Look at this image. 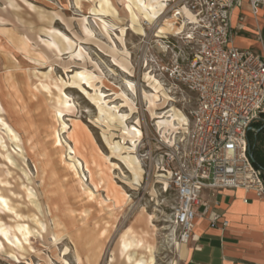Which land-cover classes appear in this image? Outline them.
Here are the masks:
<instances>
[{"label": "rangeland", "instance_id": "1", "mask_svg": "<svg viewBox=\"0 0 264 264\" xmlns=\"http://www.w3.org/2000/svg\"><path fill=\"white\" fill-rule=\"evenodd\" d=\"M175 2L161 19L176 22ZM134 6L0 0V264H180L151 138L168 142L153 116L169 104L188 119L175 141L189 127L193 96L157 54L166 38L167 58L183 49L185 28L158 38Z\"/></svg>", "mask_w": 264, "mask_h": 264}, {"label": "built area", "instance_id": "2", "mask_svg": "<svg viewBox=\"0 0 264 264\" xmlns=\"http://www.w3.org/2000/svg\"><path fill=\"white\" fill-rule=\"evenodd\" d=\"M237 2L176 0V19L185 20L183 49L167 58L179 47L166 38L165 48L157 51L164 76L193 96L184 137L172 145L159 134L151 138L154 157L162 161L156 171L168 173L174 195L170 215L181 244L192 238L203 190L243 188L264 198V180L247 154L246 137L264 113V54L231 45L229 16ZM249 3L256 11L264 0ZM184 6L190 17L181 10ZM209 211L204 203L199 214ZM219 218L211 211L213 224Z\"/></svg>", "mask_w": 264, "mask_h": 264}, {"label": "crops", "instance_id": "3", "mask_svg": "<svg viewBox=\"0 0 264 264\" xmlns=\"http://www.w3.org/2000/svg\"><path fill=\"white\" fill-rule=\"evenodd\" d=\"M229 22L231 45L264 54V5L253 11L249 0H238ZM200 200L180 264H264V198L243 188H221L203 190ZM204 203L210 211L199 214ZM211 211L220 214L214 224Z\"/></svg>", "mask_w": 264, "mask_h": 264}, {"label": "bare ground", "instance_id": "4", "mask_svg": "<svg viewBox=\"0 0 264 264\" xmlns=\"http://www.w3.org/2000/svg\"><path fill=\"white\" fill-rule=\"evenodd\" d=\"M167 1H169V0H154V4H151L149 6H147V5L145 6L142 4L141 0H134V4L137 7L139 13L148 21L149 24H153V29H154L155 35L158 38L164 37V35L167 33H169L168 35H178L175 33H179V32H180L179 34H181L185 28V20H181L179 22H177V20H175L176 22H174L171 20L173 18L172 16L169 17L170 20L160 18V14L163 11V7L165 5H167ZM135 6H134V8H136ZM184 8H185L186 12L189 14V12L187 11L185 6H184ZM181 10L184 11L183 8ZM186 16L190 17V14L186 15ZM142 27L140 26L138 29L140 31H142L143 30ZM171 32H173V33H171ZM159 47L163 48V49L165 48L162 44L159 45ZM149 97L154 102H158L161 99H164V100L166 99V98L160 97V94L157 91H152V93L149 94ZM142 99L146 100V97L144 96L143 92H142ZM166 100L168 102H170L171 100L173 101L172 98H168ZM167 106L168 107L166 109L160 110V112H157L153 116V126L159 133L166 135L168 142L165 140L164 137H162L159 134L165 140V142L172 145V144H175L176 141L178 140V139H176V141H175V137H176V134L179 133V128L180 127H186L188 125V119H187V116L185 115V113L181 109L176 107L175 105L169 104ZM118 123H119V121H118ZM122 123H123V121H122ZM123 126H124V123H123ZM124 128H126V127H124ZM134 132L137 133L138 131H134ZM125 133H127V132H125ZM132 135H133V133H132ZM183 137L184 136H182L181 138H183ZM138 143H139V141H138ZM125 154H128V153H125ZM120 159H122V158H120ZM131 161H132V159H131ZM165 185H167V184H165ZM129 244H130L129 242L124 243V248L128 247ZM136 264H139V262H137ZM149 264H152V261H150Z\"/></svg>", "mask_w": 264, "mask_h": 264}, {"label": "trees", "instance_id": "5", "mask_svg": "<svg viewBox=\"0 0 264 264\" xmlns=\"http://www.w3.org/2000/svg\"><path fill=\"white\" fill-rule=\"evenodd\" d=\"M264 116V113L261 115ZM247 154L251 163L260 171L264 180V119H257L251 124V129L247 131Z\"/></svg>", "mask_w": 264, "mask_h": 264}, {"label": "water", "instance_id": "6", "mask_svg": "<svg viewBox=\"0 0 264 264\" xmlns=\"http://www.w3.org/2000/svg\"><path fill=\"white\" fill-rule=\"evenodd\" d=\"M251 128L249 127L248 130H250Z\"/></svg>", "mask_w": 264, "mask_h": 264}]
</instances>
